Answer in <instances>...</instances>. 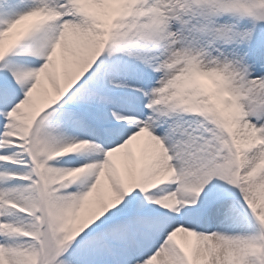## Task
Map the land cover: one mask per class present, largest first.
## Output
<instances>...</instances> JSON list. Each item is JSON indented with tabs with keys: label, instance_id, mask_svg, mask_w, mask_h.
Segmentation results:
<instances>
[{
	"label": "snow or ice",
	"instance_id": "obj_1",
	"mask_svg": "<svg viewBox=\"0 0 264 264\" xmlns=\"http://www.w3.org/2000/svg\"><path fill=\"white\" fill-rule=\"evenodd\" d=\"M0 264H264V0H0Z\"/></svg>",
	"mask_w": 264,
	"mask_h": 264
}]
</instances>
